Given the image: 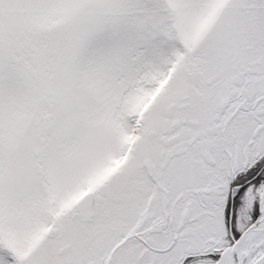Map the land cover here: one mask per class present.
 <instances>
[{
	"label": "snow or ice",
	"instance_id": "snow-or-ice-1",
	"mask_svg": "<svg viewBox=\"0 0 264 264\" xmlns=\"http://www.w3.org/2000/svg\"><path fill=\"white\" fill-rule=\"evenodd\" d=\"M0 264H264V0H0Z\"/></svg>",
	"mask_w": 264,
	"mask_h": 264
}]
</instances>
